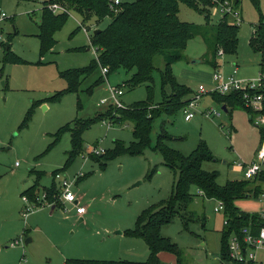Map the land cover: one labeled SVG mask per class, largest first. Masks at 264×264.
<instances>
[{
  "label": "rangeland",
  "instance_id": "374dc122",
  "mask_svg": "<svg viewBox=\"0 0 264 264\" xmlns=\"http://www.w3.org/2000/svg\"><path fill=\"white\" fill-rule=\"evenodd\" d=\"M120 1L126 4L137 0ZM44 2L0 1L9 17L0 26V241H6L0 245V261L10 259L8 263L19 264L23 254L29 262L31 254L36 264H62L68 258L132 261L123 259L126 257L119 252L125 254L129 250L126 241L144 240L131 237L127 232L137 229L145 213L168 202L177 179L156 150L157 138L162 132L172 137L166 142L167 146L186 156L204 144L213 159L204 162L202 168L217 172L221 186L228 181L243 180L237 164H251L264 143L261 133L264 127L256 126L241 107L225 112L223 104L218 103L212 93L216 70L228 78L238 66L237 79L259 77L261 55L249 45L259 24V12L251 0H240L238 7L243 21L238 29L237 51L225 53L223 57L217 55L219 67L216 70L206 62L210 54L200 37L189 42L185 60L173 66L177 82L190 90L187 100L199 94L200 86L206 89L207 93L192 110L194 118L188 119L183 109L174 114L164 113L154 123L151 146L140 155H131L127 150L136 143L133 124L111 121L114 125L108 127L104 123L108 118L102 117L101 122L84 131L82 151L66 167L71 133L57 139L60 130L68 125L73 127L77 121L94 120L99 114L113 111L110 109L113 105L101 104L103 99L111 101L110 87L123 89L120 101L129 107L148 99L149 84L132 88L128 81L134 71L128 73L121 69L110 73L104 83L97 85L102 78L99 67L81 82L77 92H68V81L61 73L86 68L98 57L91 43L94 31L106 29L111 20L107 17L99 21L96 15L84 17L71 11L66 25L55 35L56 46L42 57L39 26ZM260 9L264 14V0H260ZM179 18L205 29L212 41L222 15L219 8L211 9L208 22L200 7L193 9L180 4ZM229 21L232 23L231 18ZM81 48L85 50L78 51ZM8 50L24 63L7 62ZM164 66L163 57H157L153 74L155 105L163 102L160 70ZM183 72H188L192 78L182 76ZM58 94H62L61 98L53 100ZM213 111L220 116H208ZM94 149L104 151L105 156L91 155ZM57 171L69 182L74 181L71 190L80 204L88 208L81 222L76 207L68 203L54 210L43 203L30 215H24L27 206L20 196L22 192L39 182L41 199L43 190L53 184L51 175ZM56 183L61 190L60 180ZM199 192L196 187L192 188V193L197 195L194 202L162 226L160 234L177 246L181 264H221L223 214L215 212L216 199ZM237 206L244 212L260 210L253 195L238 201ZM13 225L18 228L9 230ZM118 231L122 235L117 234ZM21 239L23 244L12 248L11 245ZM28 239L33 242L27 245ZM163 255L162 264H178L174 254L164 252ZM258 262L264 264V251H258Z\"/></svg>",
  "mask_w": 264,
  "mask_h": 264
},
{
  "label": "trees",
  "instance_id": "16d2710c",
  "mask_svg": "<svg viewBox=\"0 0 264 264\" xmlns=\"http://www.w3.org/2000/svg\"><path fill=\"white\" fill-rule=\"evenodd\" d=\"M217 1H232L237 7L240 3V0H137L133 3H121L115 12L111 10L114 0H55L54 2L63 5L68 11V13L55 14L49 9V3L44 2L39 26L42 57L56 46L55 35L64 28L71 11H76L84 17L96 15L99 21L107 17L111 20L106 29L94 31V33L100 31L94 34L91 42L98 51V58L86 68L70 69L61 73V77L68 81V92H77L81 82L99 67H108V76L121 69L128 73L134 71L131 80L128 81L132 88L149 84L147 86L149 97L146 101L135 103L125 109L111 107L113 111L99 114L94 120L77 121L73 127L68 125L62 128L56 135L57 139L65 133H71V150L68 152L66 167L81 153L84 131L90 129L95 123L101 122L102 117L108 118L114 124H133V136L136 143L127 150L129 154L140 155L144 149L151 146L155 121L164 113L174 114L179 109H184L192 100H187L190 90L178 83L173 74V66L185 60V52L191 40L198 37L204 40L211 57H208L206 62L215 70L219 67L217 55L220 50H223L224 54L236 53L239 26L231 23L229 18H223L216 25L212 41L207 37L205 29L183 22L179 18L180 4H186L193 9L200 7L209 22L210 11L218 5ZM251 1L259 12L260 20L249 45L255 53L261 55L260 72L264 73V14L260 9V0ZM83 50L85 48L78 49V51ZM9 53L8 50L7 62L24 63L20 58ZM159 56L163 57L165 63L163 70H160L163 102L155 105L153 104L155 95L153 74L156 70L155 59ZM104 81L102 75L97 85ZM61 96L62 94H58L52 99L58 100ZM242 96V92H233L229 95L213 93L214 99L223 104L227 112L241 107L246 110L251 119V112L245 107ZM261 133L264 139V130ZM170 140L172 137L167 132H162L157 138L156 150L163 156L165 164L177 175L171 198L159 208L145 213L143 221H139L135 231L127 232L129 236L146 242L150 252L147 261L69 259L65 264H162L159 258L162 252L174 254L178 257V264H181L179 249L169 239L162 237L160 230L162 226L169 224L179 211L188 209L194 202L197 195L192 193L193 187H196L205 197L225 204L224 216L229 223L222 230L220 257L221 260L229 261L230 237L233 234L238 235L243 227L260 223L257 213L242 211L237 206V202L246 200L251 195L257 199L264 192V179L252 182L232 180L221 186L218 183L217 172H207L202 168L204 162L213 159L211 151L204 144H201L192 155L186 156L167 146L166 142ZM112 157L113 154L110 158ZM58 174H61V171L51 175L52 186L43 190L46 193V203L54 208L64 205L60 201L61 190L55 180ZM40 179L38 177L39 181ZM40 190L39 182H36L34 187L22 194V197L27 196L30 202L39 208L44 202L40 201L38 193Z\"/></svg>",
  "mask_w": 264,
  "mask_h": 264
},
{
  "label": "built area",
  "instance_id": "2783aa9c",
  "mask_svg": "<svg viewBox=\"0 0 264 264\" xmlns=\"http://www.w3.org/2000/svg\"><path fill=\"white\" fill-rule=\"evenodd\" d=\"M48 2V7L53 13H68V11L62 7L60 4L54 2L55 0H45ZM218 5L215 8H219L222 19L225 17L231 18L232 23L236 26L241 25L242 13L239 7L235 6L232 1H217ZM121 4L120 0H114L111 5L112 11H117V7ZM9 19L7 13L4 11L0 5V26ZM218 56L223 57L224 52L220 50ZM98 58V57H97ZM102 75L104 80L108 79V67H101ZM239 69L236 66L232 76L226 78L219 71L216 70L213 74V84L214 89L212 93H218L220 95H229L233 92H242L243 101L245 107L251 112V120L258 127H264V73L260 72V75L256 79H246L241 80L237 79ZM207 93L204 86L199 87V94L191 100L189 104L184 107V112L186 113L188 119L194 118L195 113L192 110L196 107L197 102L202 98V96ZM111 101L109 99H103L101 104H110L113 105L116 109H125L126 107L120 101V97L124 95V91L121 87H110ZM208 116H220L219 112L213 111L209 113ZM104 123H107L108 127L114 125L111 120H106ZM105 154L104 151H99L94 149L91 155L99 156ZM237 168L242 170L243 180L249 181H260L264 179V143L256 152L255 160L251 164L239 163ZM81 176L78 177V179ZM55 180H60L61 195L60 201L62 203H69L76 207L77 214L82 217L84 216L88 208L80 204V200L77 195L71 190L74 181L69 182L66 178H63L61 174L56 175ZM203 195L202 192H199ZM24 202L26 203V212L25 216H28L33 210L37 208L34 203H31L27 196L23 197ZM41 201L46 203V193L43 192L41 196ZM260 210L257 213L259 216V225L254 223L243 227L240 230V233L233 234L229 239V261L221 260V264H262L258 262V251H264V192L256 199ZM48 206H52L48 204ZM216 213H222L224 217L223 225H228V219L225 218V204L221 201H218V206L215 208ZM223 226V227H224ZM23 244L22 239L13 243L11 246L15 247L18 244Z\"/></svg>",
  "mask_w": 264,
  "mask_h": 264
},
{
  "label": "crops",
  "instance_id": "0c3cea01",
  "mask_svg": "<svg viewBox=\"0 0 264 264\" xmlns=\"http://www.w3.org/2000/svg\"><path fill=\"white\" fill-rule=\"evenodd\" d=\"M202 39V38H201ZM203 40V39H202ZM204 41V40H203ZM182 76H185V77H188L189 79H191L192 78V75H188V72H183L182 74H181ZM261 147V146H260ZM0 180H1V177H0ZM29 188H27L26 190H28ZM26 190H24V192L26 191ZM24 192H22V194L24 193ZM40 192H41V190L38 192L39 194H40ZM22 194L20 195L21 197H22ZM23 198V197H22ZM69 204V203H68ZM64 205H65V203H64ZM43 207V206H42ZM54 208V207H53ZM52 210H54V209H52ZM88 214V211H87V213L84 215V216H82V217H80V222L81 221H83V219H84V217L86 216ZM30 215V214H29ZM223 221H224V217H223ZM224 226V225H223ZM14 228H18V226L17 225H13V226H11V227H9V230H12V229H14ZM224 228V227H223ZM37 230V229H36ZM35 230V231H36ZM20 231H21V227L18 229V233H20ZM25 231V230H24ZM8 232V231H7ZM26 232V231H25ZM27 233V232H26ZM117 234H119V231L117 232ZM119 235H122V233L121 234H119ZM33 241L31 240V242L29 243V244H31ZM127 242V244L129 245V250L125 253V254H122L121 252H119L120 254L119 255H121V256H125L126 258H123V259H127V260H132L133 262H141V261H144V260H141V259H144V258H147V257H149V254H150V252H149V247L147 246V244H146V242L145 241H126ZM3 243H6V241H0V245H3ZM12 248H14V247H12ZM0 249H1V247H0ZM163 253L164 252H162V253H160L159 254V258H160V260H162V256H164L163 255ZM64 255H67L66 253H64ZM29 259H30V262H29V260L27 259V257H26V255H24L23 254V258H22V260H20V262H19V264H36L35 263V261H34V259L32 258V256H31V254L29 255ZM10 259H5V260H3V262H1L0 261V264H10V263H8V261H9ZM66 260H69V258L68 259H66ZM121 261H124V260H121ZM66 262V261H65ZM65 262L63 263L62 262V264H65Z\"/></svg>",
  "mask_w": 264,
  "mask_h": 264
},
{
  "label": "water",
  "instance_id": "95a60500",
  "mask_svg": "<svg viewBox=\"0 0 264 264\" xmlns=\"http://www.w3.org/2000/svg\"><path fill=\"white\" fill-rule=\"evenodd\" d=\"M99 32H100V31H97V32H95V34H98ZM223 110H224L225 112H227L226 107H223ZM247 182H251V181L247 180ZM139 184H141V183H139ZM53 209H54V208H53ZM119 234H121V232H119ZM30 242H31V239H28V240L26 241V244L28 245Z\"/></svg>",
  "mask_w": 264,
  "mask_h": 264
}]
</instances>
